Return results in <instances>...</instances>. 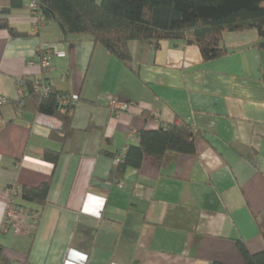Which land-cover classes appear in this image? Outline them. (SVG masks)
Masks as SVG:
<instances>
[{"label": "crops", "instance_id": "crops-1", "mask_svg": "<svg viewBox=\"0 0 264 264\" xmlns=\"http://www.w3.org/2000/svg\"><path fill=\"white\" fill-rule=\"evenodd\" d=\"M10 2L0 29V228L9 185L50 183L48 203L21 198L27 215L1 242L14 264H246L236 241L264 249V48L256 30L226 32L228 52L205 61L184 41H131L130 66L89 37L67 35L50 17L36 28L30 0ZM7 3V4H6ZM41 9V8H40ZM42 11V9H41ZM51 52L50 69L41 58ZM54 83L77 98L65 141L55 116L17 109L16 80ZM116 98L129 105L112 111ZM189 124L196 154L114 177L116 156L144 129ZM60 152L56 165L44 159ZM0 264L2 262L0 261Z\"/></svg>", "mask_w": 264, "mask_h": 264}, {"label": "trees", "instance_id": "trees-1", "mask_svg": "<svg viewBox=\"0 0 264 264\" xmlns=\"http://www.w3.org/2000/svg\"><path fill=\"white\" fill-rule=\"evenodd\" d=\"M37 1L39 12L45 20L54 17L67 35L89 37L127 66L132 62L129 47L131 41L155 46L161 40L184 41L197 45L203 59L209 61L228 52L224 45L226 32L256 30L260 37L257 45L264 48V0ZM12 5L13 2H10L0 8V29L7 30L13 36H27V33L12 27L4 17ZM24 80L26 95L13 102L17 109L57 117L62 122V129L60 134L54 136L61 141L68 139L73 133L72 113L77 102L61 105L59 95L69 93L58 91L53 86L46 96H42L35 91L34 81ZM9 101L11 102L10 99ZM197 137L198 132L189 124L172 123L157 129L141 130L139 143L128 146L124 160L116 162L113 176L120 177L128 168H140L146 155L161 166L173 162L180 154L195 155ZM43 156L56 165L60 152L47 149ZM49 192V182L37 187L23 186L21 199L36 204L41 211L48 203ZM19 205L22 206L20 203ZM29 212L38 218V211ZM256 222L264 238V209L256 216ZM11 227L3 222L0 228L2 264H14L4 254L5 246L1 242L3 229L7 228L8 231ZM236 243L246 264H264V249L251 253L242 239H238Z\"/></svg>", "mask_w": 264, "mask_h": 264}, {"label": "built area", "instance_id": "built-area-1", "mask_svg": "<svg viewBox=\"0 0 264 264\" xmlns=\"http://www.w3.org/2000/svg\"><path fill=\"white\" fill-rule=\"evenodd\" d=\"M29 8L32 12L33 18H34V25L36 28H39L44 22V16L41 12H39V4L37 0H30L29 2ZM51 52L49 50L45 51V54L41 58V66L43 70L48 71L50 69V57ZM25 80L24 78H19L16 80V84L18 86V98H23L26 95V87H25ZM54 86V83H45L43 81L41 82H35L34 87L35 91L42 96H46L52 87ZM59 102L61 105H67V104H75L77 102V98L75 96H72L70 94H61L58 97ZM10 101L6 97H0V107H2L5 104H8ZM108 107L112 111H118V110H127L129 108V104L122 102L116 98H112L109 103ZM126 153V149L121 150L117 156H116V162H122L124 160ZM7 195H8V203L6 207V211L4 214V224L5 225H11L13 226L18 219L21 217L27 215L30 217L34 222L36 221V215H34L31 212H26L24 207L20 206L17 203V199L21 198V188L17 187L16 185H9L6 188ZM7 231V228L5 229Z\"/></svg>", "mask_w": 264, "mask_h": 264}, {"label": "rangeland", "instance_id": "rangeland-1", "mask_svg": "<svg viewBox=\"0 0 264 264\" xmlns=\"http://www.w3.org/2000/svg\"><path fill=\"white\" fill-rule=\"evenodd\" d=\"M98 1H100V0H98Z\"/></svg>", "mask_w": 264, "mask_h": 264}]
</instances>
